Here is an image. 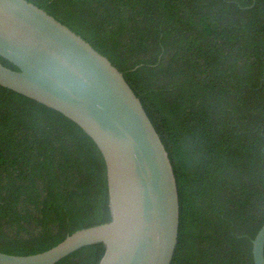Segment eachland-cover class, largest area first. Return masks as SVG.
<instances>
[{"label": "trees", "instance_id": "16d2710c", "mask_svg": "<svg viewBox=\"0 0 264 264\" xmlns=\"http://www.w3.org/2000/svg\"><path fill=\"white\" fill-rule=\"evenodd\" d=\"M110 59L169 153L172 264H255L264 225V0H29ZM0 62L17 67L0 56ZM112 219L104 157L59 111L0 85V251H46ZM103 242L56 264H99Z\"/></svg>", "mask_w": 264, "mask_h": 264}, {"label": "water", "instance_id": "95a60500", "mask_svg": "<svg viewBox=\"0 0 264 264\" xmlns=\"http://www.w3.org/2000/svg\"><path fill=\"white\" fill-rule=\"evenodd\" d=\"M253 1L250 8L254 7ZM0 85L53 108L99 147L112 219L79 229L35 254L0 251V264H56L103 242L99 264H172L179 193L169 153L124 73L83 36L29 0H0ZM264 264V225L253 240Z\"/></svg>", "mask_w": 264, "mask_h": 264}]
</instances>
